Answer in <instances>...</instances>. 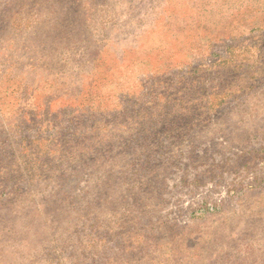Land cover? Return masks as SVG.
<instances>
[{
	"label": "rangeland",
	"instance_id": "374dc122",
	"mask_svg": "<svg viewBox=\"0 0 264 264\" xmlns=\"http://www.w3.org/2000/svg\"><path fill=\"white\" fill-rule=\"evenodd\" d=\"M0 264H264V0H0Z\"/></svg>",
	"mask_w": 264,
	"mask_h": 264
}]
</instances>
